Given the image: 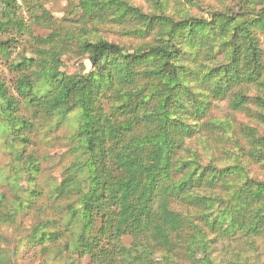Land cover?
I'll use <instances>...</instances> for the list:
<instances>
[{
	"label": "trees",
	"instance_id": "16d2710c",
	"mask_svg": "<svg viewBox=\"0 0 264 264\" xmlns=\"http://www.w3.org/2000/svg\"><path fill=\"white\" fill-rule=\"evenodd\" d=\"M143 1L155 11L78 0L79 24L61 30L37 0H0V56L14 75L10 85L0 78L11 157L0 167V223L38 215L28 248L12 251L37 249L38 264H221V244L234 256L224 264H263L264 0ZM110 23L136 46L90 35ZM15 37L31 43L30 56L10 59ZM72 51L88 71H62ZM220 103L246 122L217 119ZM71 116L73 162L47 195L28 148L43 122ZM227 133L233 149L221 165L188 143ZM12 251L0 264H19Z\"/></svg>",
	"mask_w": 264,
	"mask_h": 264
},
{
	"label": "rangeland",
	"instance_id": "374dc122",
	"mask_svg": "<svg viewBox=\"0 0 264 264\" xmlns=\"http://www.w3.org/2000/svg\"><path fill=\"white\" fill-rule=\"evenodd\" d=\"M78 0H37L38 4L48 10V12L54 17L60 25L58 28L64 30L69 28L73 30L74 26L78 25L79 17L76 9ZM130 2L138 7H141L144 12L152 13L155 11L151 3L143 0H130ZM181 3L183 0L180 1ZM213 4V3H210ZM181 6V5H180ZM175 3H171L170 13H175ZM194 15L206 16L204 11L201 9H194L192 11ZM206 12V10H205ZM22 17L28 20L29 15L26 12V8L22 7ZM49 31L41 30V34H48ZM92 37L103 38L116 42L120 45L126 46L128 49L133 48L137 44V40L125 30L121 29L116 24L110 23L106 26L98 25L94 26L91 30ZM16 38V37H15ZM16 46L12 48L10 59L20 55L30 56L28 52L31 48V43H28L26 39L16 38ZM75 52H69L63 56V67L62 71L65 73L79 72L83 73L90 69V63L85 57L76 56ZM7 61L2 60L0 56V78L6 80L7 84L10 85L13 73L9 71ZM214 116L223 122H229L232 126L239 124L240 122H246L244 114L235 113L232 114L226 107V103H220L219 107L214 109ZM56 119H49L43 122L44 127L37 128L35 134L32 136L33 143L28 148V152H32L37 158L41 160V173L38 176V182L44 187V192L48 195L51 191V186L61 182L62 178L66 174L67 168L73 162L74 151L73 148L77 147L76 142L72 140V135L76 132V122L73 117L62 120V123L56 125ZM219 134V132H216ZM221 133V132H220ZM201 135V134H200ZM228 133L221 138L219 135L212 136L211 138L205 139L199 138L198 135L190 140L191 148L200 156L203 163H207L208 160H214L217 165L224 164L227 159L223 150L233 149L232 144L227 140ZM217 143L215 142V139ZM0 167L6 166L11 162V157L7 154L6 148L0 142ZM204 148V149H203ZM204 156V157H203ZM257 172V169H254ZM264 178V174H262ZM49 198V197H48ZM44 202L46 207L50 206V201L42 198L38 201V205ZM47 212H51L47 210ZM38 220V215L34 212L25 215H16L11 217L7 223H0V252L6 254L12 250H17V244L21 245L22 249L28 248L23 247L26 244L24 239L26 235L30 234L31 229ZM226 245V243H223ZM21 250V249H20ZM215 252L218 255V262L221 264L225 263L226 260L234 259V256H229L222 245L219 244ZM12 261H17L19 264H38L39 255L37 249L31 251L29 254L20 258V255L13 253ZM81 264H87V261L83 259ZM264 264V262H263Z\"/></svg>",
	"mask_w": 264,
	"mask_h": 264
}]
</instances>
